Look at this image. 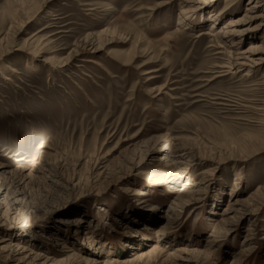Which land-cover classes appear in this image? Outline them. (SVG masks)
Masks as SVG:
<instances>
[{
  "label": "rangeland",
  "instance_id": "374dc122",
  "mask_svg": "<svg viewBox=\"0 0 264 264\" xmlns=\"http://www.w3.org/2000/svg\"><path fill=\"white\" fill-rule=\"evenodd\" d=\"M248 2L0 0V264H264Z\"/></svg>",
  "mask_w": 264,
  "mask_h": 264
},
{
  "label": "bare ground",
  "instance_id": "6f19581e",
  "mask_svg": "<svg viewBox=\"0 0 264 264\" xmlns=\"http://www.w3.org/2000/svg\"><path fill=\"white\" fill-rule=\"evenodd\" d=\"M183 1H185V2L188 3L186 5L188 7L184 8L183 11H182V13L184 14L185 12H189L191 10L190 7H192L193 3H195L196 0H183ZM190 1L193 2V3H190ZM258 2H259V0L258 1L257 0H249V2L247 3L246 9H245L246 10L245 15L242 18L238 19V20L231 19L227 23V25L225 27H223L224 29H223V31L220 32L221 34L220 33H217L215 35V41H217V44L220 43L218 41V38H222L223 36H232V35H237L238 37L239 36H242V34H244V33H242V31H243L242 26H244V25L249 26V25H251L256 20L258 21V23L255 24L256 25L255 27H257V28H261V27L263 28L264 27V15L263 14H258L257 13V10H256V8L258 9L259 7H261L260 5H258ZM215 19H217V18H215ZM107 29H102V30L103 31H107ZM239 40L240 39L237 38L236 40H234V43L233 44L235 46L238 45L239 44V42H238ZM263 50H264V44L263 43H260L259 44V43H256V42L254 43L253 42L248 49H246V50H240V51H237L236 53H234L232 55H229V64L230 65H226V67H230L232 69L233 66H234V68H241V67L249 66V67L253 68V67L262 65V64H264V56L261 55L260 52H262ZM6 78L10 79L9 76H7ZM185 154L187 155V153H185ZM64 218H63V220L60 219L61 223H64L65 222V223H69V224H72L73 223L72 225H77L79 222H81V219H79V218H77V219L67 218L66 220H64ZM7 241L9 242L10 241V238L9 239H7V238L0 239V243H2V242L5 243ZM9 244L11 246L12 245L13 246L16 245L15 243H11V242ZM55 244L57 246L58 245L59 246L61 245V243L59 241L56 242ZM6 245L7 244H5V246ZM16 246H17V251H20V248L22 246L20 244H18ZM2 247H4V245H2L1 248ZM16 252L13 253L14 254L13 255L14 256V260L18 261L21 264V262H23L24 259L22 257H16V256H18L20 254V252L19 253H16ZM32 263H34V261H32L31 264ZM34 264H36V263H34ZM44 264H53V263H50L49 260H46V262H44Z\"/></svg>",
  "mask_w": 264,
  "mask_h": 264
}]
</instances>
